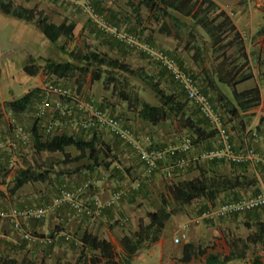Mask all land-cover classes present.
<instances>
[{
  "label": "rangeland",
  "instance_id": "obj_1",
  "mask_svg": "<svg viewBox=\"0 0 264 264\" xmlns=\"http://www.w3.org/2000/svg\"><path fill=\"white\" fill-rule=\"evenodd\" d=\"M14 3L19 5H24L28 8L36 7L37 9L42 10L48 19L55 22H74L75 28L73 34L68 37H61L57 41V44L62 45L65 50L71 51H89L93 50L99 52L101 54H105L112 58H117L122 62L126 63L129 67L136 71L137 75H130L120 71L118 69H112L110 67H103L104 72L102 73L103 79L101 80H93L92 75L89 72L85 73L79 70H76L71 75L65 78H57L53 75L44 74L41 70L31 78L33 82H24V80H18L19 84L16 88H12L9 84H1L0 83V100L6 97L15 98L21 95L27 88L34 87L43 88L45 83L47 82H56L64 87L70 89L75 92L79 96L90 97L93 98L95 102L98 104H102L107 108L109 112L119 116L123 122L137 131V134H142L137 128V122H141L142 120L138 117V107L139 102L141 100H145L152 105H158L159 100L156 96L155 92L150 88V86L145 82L144 76L151 77L153 83H157L158 86L166 93H173L175 97L180 101H185V107L183 109L184 118L189 117L194 122H197L199 118L198 111L196 107L187 102L179 89V86L175 83V81L171 78V76L157 63L151 61L144 54L131 50L124 46L122 43H118L114 40L109 34L100 30L90 19L87 14L84 13L79 5H76L70 1L66 2H55L51 0H12ZM134 0H91V3L95 10L102 15L109 23L115 24L120 28L125 30H136L141 33L142 36L147 37L154 42V46L162 49L166 52H169L173 56L177 57V54L171 53L162 47V44L155 41L153 30H156L161 21L156 22L152 15H149L144 7L136 8ZM173 15L178 16L180 19L185 20L190 24L191 30L194 34L205 40L206 48L209 45L208 35L202 30L199 26L193 25L192 21L188 17L181 16L177 13H172ZM165 22L170 23V18L163 19ZM136 24V25H135ZM138 24L145 25V28L149 31H145L138 28ZM153 30H152V29ZM186 36H182L180 39V44L184 45V40ZM49 47L46 48L44 54L42 55H33L31 53V57H35V64L42 65L44 64L43 58L51 57L58 61H65L68 59L66 54L61 53L57 47L49 42ZM250 55L257 52L254 49H249ZM182 53V52H181ZM248 54V55H249ZM179 59V58H178ZM180 60V59H179ZM182 63V60H180ZM210 59L206 55L205 58V66H210ZM81 64V63H78ZM183 66H187L182 63ZM201 65L196 66V69L188 68L191 72H193L197 78L200 89L208 94L210 98L214 101V103L218 106V110L223 112V108L221 104L218 102V98L220 96H224L226 98L232 99L230 88L218 83L215 81L216 88H210L207 85V78L209 75H206L205 72L201 73ZM94 65H90V69ZM17 67L15 66V69ZM209 67H207V70ZM257 74L256 78H252L248 81L240 83L237 85V89L241 90L243 88L251 87L255 84L259 86V88H264V65H260L258 68H254ZM250 70L252 68L250 66ZM109 72V73H108ZM20 73V72H19ZM21 74V73H20ZM106 75L114 76L116 80L108 81L105 78ZM210 79L214 80V77L209 76ZM20 82V83H19ZM4 86V87H3ZM126 95L127 99H124L123 96ZM6 101V100H3ZM2 101H0L1 103ZM0 137H8V124L10 116L5 112L4 107L0 108ZM20 124H23L27 130H30L32 125L34 124V112L33 106L30 110L22 113L19 116ZM47 119L50 120H58V124L54 128V132L62 133L65 132L67 134H73L76 130V125L74 121H66L59 120L57 115L51 111L47 115ZM225 127L230 129H238V125L233 122L227 121L226 117H223ZM203 121V120H202ZM261 121L263 123L264 130V117H261ZM201 126L206 130H214L210 125L206 124L204 121ZM167 131L169 135V141L166 143H162L159 141V130ZM161 131V132H162ZM215 131V130H214ZM151 134L152 142L158 148H169L171 146H176L180 144V142L185 137H191L192 133L187 128L181 127V120L179 121L177 118H171L165 121H160L157 124V128L155 132L149 130ZM216 133V131H215ZM100 140L103 142L109 143L111 154L116 156V160L109 166H97L99 167L98 176H102L103 174L112 173V171L117 173V170H123V173L126 172V176H123L126 180H119L116 174V179L119 181H124L116 189H124L128 190L132 188V184L140 183L144 186V192L142 194L136 195L132 202L131 209L135 214H137V218L144 219L147 221L146 213L150 211H155L157 208L161 206H168L170 209V197L168 192V186L173 182L181 179H188L195 175H198L206 166L202 167L203 164L206 163L209 159L198 156L197 160H200L201 167L192 168L190 171L186 169L184 172H178L173 175L171 178H167L161 169H158L156 175L147 176L144 172L143 167L139 163L136 154L132 149L129 150L128 146H120L116 145L113 141L114 138L105 130H100ZM233 136V135H231ZM113 140V141H112ZM216 142V141H215ZM209 144V143H208ZM212 144V143H211ZM219 143L216 142V146L212 148L219 147ZM27 146L24 149L14 150L13 152V167L8 171L4 183L1 184V190L3 192V196L1 198L2 203L1 206L3 208H48L46 215L41 219H33L31 221H37L40 225H46V231L43 230H35L28 227L26 223H28L29 219H22L21 223L23 228L26 231H31L32 233L36 232L40 237L50 236L53 233L61 230L64 233L70 234L73 238L79 239L80 233H77L71 225H75L78 219L81 216L75 214V212L66 204L59 203L56 201L58 197V189L62 184H66L67 186H73L80 181L91 179L94 180V174L89 173V170L84 167V164L88 162L87 157H83L78 161L67 160L64 161L63 155L59 152H47L41 151L36 152L29 142L26 144ZM121 147H126L127 150H122ZM194 147H197L199 150L197 152L201 153L200 150L209 148L208 145H200L194 144ZM66 152L69 154V158L78 154V151L74 147H67ZM104 151L101 152L100 156L102 157ZM126 153V154H125ZM130 153H132L130 155ZM167 154L165 159H163V165H167L170 163L172 156ZM130 155V156H129ZM227 164L231 163L225 160ZM162 163V162H161ZM120 166V168L118 167ZM127 166H129L127 168ZM27 167H35L38 170H48L49 178L44 182H32L27 183L22 186L14 195L9 193V189L12 187V178L15 171L19 168H27ZM127 169V170H126ZM197 170V171H196ZM131 171V172H130ZM194 171V172H192ZM192 172V173H191ZM114 175H110L107 179H110ZM114 177V178H115ZM154 179V180H153ZM114 190V189H113ZM256 190V189H255ZM258 190V187H257ZM249 194V193H248ZM255 194V192H254ZM253 195V194H251ZM250 196H244L248 197ZM206 200L204 198H199L194 200L190 204L183 206L178 212L172 214L169 219L166 221L164 227L159 232L158 239L153 242H145L141 248L136 251V254L141 253V251L146 250L148 247H152L155 243L159 244L161 241V245H163L164 251V261L163 264H174L176 261H180L181 253H182V245L175 244L173 242V236L178 232L179 225L196 215L200 210L209 206L203 201ZM222 201V200H221ZM218 198L210 203V205L217 204L221 202ZM166 202L169 205H166ZM7 203L8 205H2ZM10 203V204H9ZM10 205V206H9ZM129 217V213H123L117 219H113L111 224H115L121 219H125ZM60 222V223H59ZM65 222L66 228H61V224ZM242 220L238 219L237 222L234 221V224H242ZM71 224V225H70ZM11 220L9 218L0 217V255H10V257H15L17 260L25 257L28 260L32 261L33 264H91L90 258L98 255V251L94 250H84L80 247V244H76L73 242H67L63 239H56L53 243L47 244L44 241H31V242H22L19 232L11 229ZM70 225V226H69ZM8 226V227H7ZM58 226V230L54 227ZM211 229H206L203 233L200 234V239L203 241L198 246L200 248H206L205 251L209 252L210 249H214L217 253L220 251L223 252L224 246L226 243L222 242L220 237V232H222L225 236H229L231 238V234L234 238L237 236H244L248 233H252L256 231V224L254 223V228L233 226L221 228V225L209 226ZM221 228V231L217 229ZM228 228V229H227ZM11 231V234L8 230ZM209 232L211 234V238L207 239V236H204V233ZM133 233V232H132ZM130 231L129 236L132 237ZM10 235L16 243L13 244V248L9 243H6V239H4V235ZM236 236V237H235ZM8 242V241H7ZM11 242V241H9ZM264 242L258 244V248L263 246ZM14 246H16L14 248ZM111 247L115 254L119 257L121 253L124 251L123 245L121 244L120 238L115 237L114 242L111 243ZM158 247V246H157ZM156 247V248H157ZM197 249V247H195ZM84 250V251H83ZM221 254V253H220ZM204 255H200L198 257H193L189 263L186 264H200ZM158 260V259H157Z\"/></svg>",
  "mask_w": 264,
  "mask_h": 264
},
{
  "label": "trees",
  "instance_id": "obj_2",
  "mask_svg": "<svg viewBox=\"0 0 264 264\" xmlns=\"http://www.w3.org/2000/svg\"><path fill=\"white\" fill-rule=\"evenodd\" d=\"M134 1L135 3H132H134L137 9L140 7H144L147 13L149 15H152L156 22L161 21V24L158 28L159 31H162L167 35H170L173 32V36L175 38H181L182 36H186L184 40V48L192 51L191 59L194 63L201 65L204 64L207 52L210 53L209 58L212 65L211 71L214 74V80L209 78L206 83L210 88L213 89L216 88L215 81L229 87L232 99L226 98L224 96H220L218 98V102L221 104L224 110L223 112H221L218 110V106L214 103L210 96L208 94L207 95L211 100L213 106L215 107L216 111L220 113L222 118L226 117L227 121L231 123L235 122L234 124H237L239 127L238 130H244L246 115L243 113L260 103L261 93L260 88L257 84L248 88H243L241 90L237 89V85L252 79L253 74L250 70V66L248 65L249 56L245 50L243 37L231 17L228 15V13L225 10L221 9L213 0ZM0 10L5 14L34 23L41 30L43 35L49 40L50 43H53L61 53L66 54L68 56V59H66L65 61H58L51 57H45L43 58L44 64L42 65L35 64L36 58L30 56L28 62L23 66V71L28 75L34 76L41 70L44 74L53 75L57 78H65L74 73L76 70H79L85 73L90 71L93 80H101L103 79V67L118 69L120 71H123L124 73L133 76L137 75L134 69H132L126 63L122 62L117 58H112L93 50L68 51L65 50L62 45L57 44L59 38H68L73 34L75 28L74 22L67 23L63 21L60 23H55L49 20L47 15L42 12V10L37 9L36 7L28 8L16 4L12 0H0ZM172 13H177L181 16L188 17L192 21L193 25L199 26L202 30H204V32L208 35L209 39L208 48H206L205 46V40L198 38L194 34L188 22L180 19L178 16L173 15ZM165 18H170L171 22H165L163 20ZM127 31L135 35L141 36L142 39L154 45L153 40L142 36L140 32L136 30ZM112 38L116 40L114 37ZM175 58L178 60L180 65L183 66L181 61L177 57ZM90 65H94L92 70L90 69ZM193 76L197 80L194 74ZM143 78L145 82L150 86V88L155 92L156 96L158 97L159 103L158 105H152L145 100H141L139 102V107L137 111L138 117L141 120L148 121L151 124H158L160 121H165L171 118H177L179 121L181 120V127L187 128L192 133L191 137H189L192 141V150H190L187 154L176 153L174 156L170 155L173 157L170 162L175 160V158L177 157H187L188 159H194L191 160L186 167L175 171L173 175L177 174L178 172H184L183 170L185 169L187 171H190L193 165H196V167L198 168L201 167L200 160H197V157L201 156V154L204 152V149H201L200 152H202L199 153L194 150V144H198L200 141H203L208 137L212 136L215 131H206L201 126L203 121L206 124L208 123L199 113V118L197 119V122H194L189 117L184 118L183 109L185 107V101L178 100L173 93L166 94L158 86L157 83L152 82L151 77L147 76V74ZM104 79L108 81L116 80L114 76L109 75H106ZM179 89L185 98L184 92L180 87ZM41 95L42 89L38 87H33L16 99L3 101L0 103V108L4 107L5 112L8 113L10 116L9 124L7 126L8 137H0V140L6 141L8 139H14V125H19L22 127L23 133L28 136V140L27 142H21L17 138L13 140L16 143L15 150L24 149L27 146L26 144H28L29 142L31 143L32 140V146L36 152H59L63 155L64 161H67L68 159L72 161H78L83 157H87L88 162L84 164V167L87 170H93L97 166L101 165L104 167H109L116 160V156L114 154H111L109 143L100 140V130L96 128L83 129L76 125V130L73 134H67L65 132L57 133L54 131H52L50 134L45 133V124L48 121L47 115L45 117H38L36 116L35 111ZM123 98L127 99V96L124 95ZM185 100L189 102L187 98H185ZM32 106L35 117L34 124L30 128V130H27L23 124H20L19 116L27 110H30ZM98 106L103 110H107V108L102 104H98ZM113 115L123 122V120L119 116L115 114ZM59 120H61V118ZM125 125L128 126L134 132V135H136L137 139L142 140L143 136H148L150 138V144H143L146 148L159 147H157L152 142L151 135H149L148 133H142L141 135L137 134V130L135 128L127 124ZM111 136L114 138L115 141L118 140V143H122L123 145H125L115 136ZM67 147H74L78 151V154L69 158V154L66 152ZM128 148L131 149L130 147ZM208 149L211 148L209 147L205 150ZM102 151H104V153L101 157L100 154ZM133 152L136 154V157L141 166H143L144 171H146L145 166L139 160L138 154L134 150ZM12 157L13 152L8 153L7 151H3V153L0 154V185L4 183L3 180H5L7 176L6 173H8V171L10 170L8 168V164ZM223 161L225 162V160L221 161L215 158L213 160H208L202 166H206L207 168H204L205 170H202L198 175H195L188 179L177 180L170 184L168 186V192L171 202L170 209H168V206H161L155 211L147 212L145 215L147 221L145 222L144 219L139 220L138 230L131 234L132 237L125 235L120 239L121 244L124 248L121 257H117L110 243L106 239L99 238L98 236L92 235L91 233L83 232L79 236L80 247H82V249L84 250L98 251V255L90 258V263L130 264L131 259L136 253V251L141 248L145 242H153L157 240L159 232L162 230L169 217L172 214L178 212V210H180L183 206L190 204L191 202L199 198H204L213 202L215 199H217V197H219L220 193L224 191L232 190L236 187H242L244 185H254V178H251L249 176L229 177L227 175L222 174L221 172L216 171L213 168V165H216V163H220ZM160 168H162L161 162L159 163L158 169ZM158 169L152 170L150 172L146 171V175H155ZM119 171L120 170H118V172ZM48 178V170L41 171L35 167L19 168L15 171L13 175V184L12 187L9 189V193L11 195H14L25 184L32 182H44ZM118 190L122 189L115 188L113 191ZM143 190L144 186L140 183H137V185L132 187L129 193H126L124 196H122L120 200L128 197V195H131L132 197L140 195L142 194ZM2 196L3 192L0 189V212H7L10 208H3L4 206H1ZM235 198L239 197H227L224 200ZM120 200L118 202H120ZM2 205H5V203ZM115 205L105 208L102 213L108 210L109 208L114 207ZM166 205L169 204L166 202ZM27 219L31 221V218ZM256 228L257 229L255 232L250 233L246 237V239H244L243 250L248 248L249 243H256L260 240L263 241L264 224L262 222H257ZM13 230L17 231L14 228ZM21 231H25L31 234V231H26L23 228L22 224ZM32 234L36 236L41 235L37 234L36 232ZM21 241L27 242L25 239L22 238ZM11 247L13 248V246ZM15 247L16 246H14V248ZM203 254H205V258L200 264H224L235 258L242 257L243 251L239 254L235 251H231L227 255H222L215 252L206 253L205 249L197 248V250H195V246L192 243L186 242L182 245V254L180 258L181 262H176L175 264H186L192 259V257H198ZM0 264H33V262L25 257L21 258L20 260H17L15 257H10V255L4 254L0 255ZM253 264H260L258 257H255L253 259Z\"/></svg>",
  "mask_w": 264,
  "mask_h": 264
},
{
  "label": "crops",
  "instance_id": "obj_3",
  "mask_svg": "<svg viewBox=\"0 0 264 264\" xmlns=\"http://www.w3.org/2000/svg\"><path fill=\"white\" fill-rule=\"evenodd\" d=\"M213 1L221 9L227 12L228 15L231 17V19L233 20V22L235 23L237 29L240 31L243 37L245 50L247 54H249L250 52L249 49H254V51L255 50L257 51L256 53L254 52L253 55L250 54L248 55L249 56L248 65L251 66L253 77L256 78L257 74L254 68H258L260 65H264V0H213ZM137 26L139 29L142 30L145 29V31H148L145 28V25L138 24ZM158 28L156 30H153L151 28L153 30L155 41L161 43L162 47H164L166 50L170 51L171 53L177 54L178 58L182 60V63L187 65L188 68L196 69V66L201 65V64H196L192 61L191 59L192 51L189 49H185L184 45L180 44L181 43L180 39L175 38L173 36V32L170 35H167L162 31H159ZM49 45H50L49 40L43 35L41 30L34 23L5 14L0 10V83L9 84L11 85L12 88H16L17 86H19V84L18 85L15 84L18 83V80L19 81L24 80V82L27 83H29L30 81L33 82V80L31 79L33 78V76L26 74L23 71V66L28 62L31 53L33 55H41V54L43 55L44 54L43 52H45L46 48H48ZM209 55L210 53L207 52L208 57ZM209 63L210 66H205V64H202L200 66L201 73L205 72L206 75L214 77V74L211 71V66H212L211 61H209ZM15 66L17 67L16 69ZM186 67L184 66V68ZM207 67H209L208 68L209 70H207ZM188 68L186 69L189 70ZM209 76L207 80H209L210 78ZM31 87H34V85H31ZM30 89L31 88H27L25 92H23L22 94L26 93ZM260 93H261L260 103L243 113L246 115L244 130H238L235 128L230 130H228L229 128L227 129L232 140L233 148L237 152L244 151L246 148H252L256 154V160L251 162H246L241 165L227 164L224 161H223L224 163L220 162V163H216V165H213L214 166L213 168L216 171L221 172L224 175H227L229 177L249 176L255 179V183L254 185H249V186L244 185L242 187H236L232 190H228L220 193L219 197H217L220 201L226 199L227 197L229 198L234 196L244 197L249 194L250 195L254 194V192L256 193L258 191L257 187L259 189V184L261 180L264 179V130L262 128L263 123L261 121V117H264V88L260 87ZM19 96L15 98L6 97L1 99L0 101L3 102V100L6 101L13 100L18 98ZM137 128L140 130L141 133L143 134L148 133L149 135H151L149 133V130L155 132L157 128V124H151L148 121L142 120L141 122H137ZM162 130L163 129H160L158 131L160 133L159 141H161L162 143H166L170 140L168 138L169 135L167 134V131H162ZM215 141L219 143L218 135L216 133H214L212 136L208 137L207 139L200 141L199 144L201 146L208 145V147L212 148L216 146ZM113 142L116 145L120 144V146L121 145L124 146L122 143H118L119 142L118 140ZM125 148L126 147L124 148L121 147L122 150H127ZM194 150L198 151L199 149L195 147ZM131 154L132 153H130V155ZM193 159L189 158L190 161ZM215 159L222 161V159L219 158H215ZM161 162H162L161 166L162 167L165 166L163 165V160ZM118 167L120 168V166ZM128 167L129 166H127V168ZM192 168H197V167L196 165H193ZM99 171H100L99 167H96L93 170H89V173L94 174L95 176L94 181L96 182V185H98L96 188H93L89 191V195H95L100 197L101 199H106L113 192V189L119 187L121 184L124 183V181H119V180L122 179L126 180L123 177L126 176V172L123 173V170L121 168L119 172L117 170V173L112 171V173L110 174L107 173V174H103L102 176H98V174L100 173ZM144 172L146 174V171H143V174ZM116 174L119 175L117 176L119 180L116 179L115 177ZM110 175H114L115 178L112 176L110 179H107V177ZM192 175L195 176V174ZM155 176L157 175L155 174ZM135 185L136 184H132V187H134ZM129 191L130 189L127 190V193H129ZM133 198L134 197H132L131 195H128V197L120 200V202H118L114 207L109 208L108 210L103 212L100 217L96 219H87L80 217L74 226L71 224L70 225L75 229L77 233H80V235L83 232L91 233L92 235H96L99 238L106 239L111 245V243L114 242L115 237L119 236V238L121 239L125 235L129 236L130 231L132 233L138 230V223L140 218H137L138 217L137 214H135V212H133V210L131 209L132 206L131 201L133 200ZM203 203L210 205V203L212 204V201L204 200ZM5 205L8 204L5 203ZM125 212L129 213L130 216L129 217L125 216L126 217L125 219H121L118 222H115V224H111L113 219H117L120 215H122ZM238 219H241L243 221L242 224H234V221L237 222ZM257 222H262L264 224V207L254 209L242 214L229 215L227 217L219 218L212 222H205L200 225L191 226L188 231L187 240L183 242L184 243L190 242L195 247L200 248L198 245L203 242L200 239V234L203 233L206 229H211L209 226L215 227L218 224L221 225L222 229H224L225 227H230L231 225L233 226L238 225L240 227H244V228L247 227L253 229L254 223L256 224L257 227ZM62 223L64 224H61V228H66L67 226L65 225V222ZM26 225L34 230L41 229L43 231H46L47 229L46 225H40L36 221H29L28 223H26ZM54 228L56 230L59 229L58 226ZM221 228L220 227L217 228L219 230L218 232L221 231ZM11 229H13L12 226ZM58 232H62V231L59 230ZM9 233L11 234V231H9ZM249 234L250 233L247 232L246 235L237 236V238H234L231 234V238H230L228 235L225 236L222 232H220V237L222 239V242L223 243L227 242V244H225L223 252L220 251L219 254L221 253L222 255H227L231 251H235L239 254L240 252L243 251L242 257L235 258L224 264H253V259L255 257H258L260 264H264V244L263 246L258 248V244L264 242V239L263 241L260 240L256 243H249L248 248L243 250V241L244 239H246V237ZM204 236H207L208 237L207 239L211 238V234H209V232L204 233ZM4 239H6L4 240L6 241V243H9L8 244L9 247L13 246V244L16 243L15 240L8 234L4 235ZM160 243L161 241L159 242V244L155 243L152 247L149 248L147 247L146 250L141 251V253L138 254L135 253L131 259L130 264H163L165 257L162 247L163 245H161ZM180 243H175V244H180ZM209 252L217 253L216 251H214V249H210ZM206 253H208V251ZM122 254L123 252L121 253V255ZM119 257L121 256L119 255ZM176 262H181V261H176Z\"/></svg>",
  "mask_w": 264,
  "mask_h": 264
},
{
  "label": "built area",
  "instance_id": "obj_4",
  "mask_svg": "<svg viewBox=\"0 0 264 264\" xmlns=\"http://www.w3.org/2000/svg\"><path fill=\"white\" fill-rule=\"evenodd\" d=\"M55 2L70 1L79 5L81 10L87 14L100 30L114 37L118 42L127 48L144 54L151 61L159 64L179 85L184 92L185 98L193 103L198 113L206 120L208 125L216 131L218 135L219 147L205 150L201 157L213 160L219 158L235 164H243L256 160V154L252 148H246L244 151L237 152L233 148L230 140V134L224 125V120L219 112L216 111L208 95L199 87L193 74L180 65L178 60L169 52L155 47L141 36L135 35L115 24L109 23L102 15L97 13L90 3V0H52ZM42 89V95L36 106V116L45 117L53 111L57 118L74 121L75 125L83 129L106 130L109 134L118 138L126 146L134 150L141 163L145 166L147 172L158 169L159 163L165 159L168 153L174 156L176 153H188L192 150V141L185 137L180 144L167 148H146L143 144H150L148 136L137 139L134 132L126 126L116 116L108 110H103L98 103L91 98L79 96L70 89L59 83L47 82ZM58 120L48 119L45 124V133H51ZM14 139L0 140V154L3 151L12 153L15 150L16 138L21 142H27L28 136L23 133L22 127L14 125ZM190 160L187 157H177L172 162L163 166L162 172L167 178H171L173 173L186 167ZM14 165L13 157L9 161L8 168ZM96 182L91 179L84 180L73 186L62 184L58 189L59 203L68 205L78 216L96 219L102 215V211L115 205L127 190L113 191L106 199H101L95 195H89V191L96 188ZM264 206V179L259 184L258 191L248 197H239L219 202L216 205H209L200 210L193 217L183 221L178 232L173 238L174 243H180L187 240L188 231L191 226L200 225L205 222H212L219 218H224L233 214H242L248 211L258 209ZM48 208H10L7 212H0V216L9 217L14 229L19 231L22 239L28 242L44 241L47 244L53 243L56 239L64 241H73L80 244L79 239L73 238L70 234L64 232H55L50 236H36L28 232L21 231V220L27 218L41 219L46 215Z\"/></svg>",
  "mask_w": 264,
  "mask_h": 264
}]
</instances>
